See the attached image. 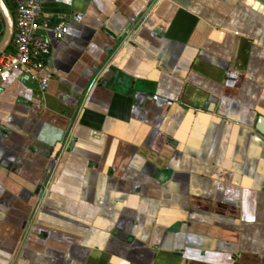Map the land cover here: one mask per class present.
Wrapping results in <instances>:
<instances>
[{
	"label": "crops",
	"instance_id": "1",
	"mask_svg": "<svg viewBox=\"0 0 264 264\" xmlns=\"http://www.w3.org/2000/svg\"><path fill=\"white\" fill-rule=\"evenodd\" d=\"M255 2L42 0L68 30L42 95L0 86V264H264Z\"/></svg>",
	"mask_w": 264,
	"mask_h": 264
},
{
	"label": "built area",
	"instance_id": "2",
	"mask_svg": "<svg viewBox=\"0 0 264 264\" xmlns=\"http://www.w3.org/2000/svg\"><path fill=\"white\" fill-rule=\"evenodd\" d=\"M11 51L0 55V86L7 83L12 73L19 71L38 84L39 95L48 87V77L41 75L51 53L48 33L53 40H62L68 26L64 21L51 25L43 14L42 0H16Z\"/></svg>",
	"mask_w": 264,
	"mask_h": 264
},
{
	"label": "water",
	"instance_id": "3",
	"mask_svg": "<svg viewBox=\"0 0 264 264\" xmlns=\"http://www.w3.org/2000/svg\"><path fill=\"white\" fill-rule=\"evenodd\" d=\"M253 9L264 14V8L257 2L253 4ZM0 17L3 22V31L0 37V55L5 53L10 47L11 38L14 30V18L3 0H0ZM256 131L264 136V118L258 119L255 126Z\"/></svg>",
	"mask_w": 264,
	"mask_h": 264
},
{
	"label": "trees",
	"instance_id": "4",
	"mask_svg": "<svg viewBox=\"0 0 264 264\" xmlns=\"http://www.w3.org/2000/svg\"><path fill=\"white\" fill-rule=\"evenodd\" d=\"M3 1L6 4V6L8 7V9L10 10V12L12 14H14L15 13V1L16 0H3ZM7 51H10V47L8 48Z\"/></svg>",
	"mask_w": 264,
	"mask_h": 264
},
{
	"label": "rangeland",
	"instance_id": "5",
	"mask_svg": "<svg viewBox=\"0 0 264 264\" xmlns=\"http://www.w3.org/2000/svg\"><path fill=\"white\" fill-rule=\"evenodd\" d=\"M13 15V17L15 16V13L14 14H12Z\"/></svg>",
	"mask_w": 264,
	"mask_h": 264
}]
</instances>
